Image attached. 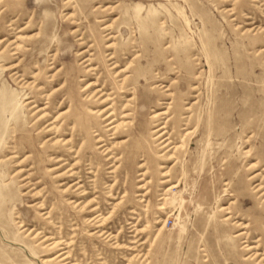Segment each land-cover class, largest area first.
Masks as SVG:
<instances>
[{"label":"rangeland","instance_id":"rangeland-1","mask_svg":"<svg viewBox=\"0 0 264 264\" xmlns=\"http://www.w3.org/2000/svg\"><path fill=\"white\" fill-rule=\"evenodd\" d=\"M261 182L264 0H0V264H264Z\"/></svg>","mask_w":264,"mask_h":264},{"label":"bare ground","instance_id":"bare-ground-1","mask_svg":"<svg viewBox=\"0 0 264 264\" xmlns=\"http://www.w3.org/2000/svg\"><path fill=\"white\" fill-rule=\"evenodd\" d=\"M115 64V63H114ZM92 66V65H91ZM89 87H91V86H87L86 87V89L87 88H89ZM103 92V91H102ZM94 94V96L97 94V93H93ZM98 95V94H97ZM101 98H103L102 96L100 97V99ZM103 103H98V101H97V105H98V107L99 106H101ZM125 107H127V106H125ZM105 112H107V109H106V111ZM125 116L126 115H128L129 116V113H128V111H127V109L125 108ZM60 118V117H59ZM58 118V119H59ZM110 118V117H109ZM114 120H116V119H114ZM127 120V119H126ZM109 121V120H108ZM72 135H73V133H72ZM98 136V135H97ZM98 138V137H97ZM254 178H256V176H253L252 178H251V180H253ZM263 185H264V182H261L260 184H257V185H255V188H254V190H255V193H257V194H259L260 193V196H259V200H260V198H263L264 197V187H263Z\"/></svg>","mask_w":264,"mask_h":264}]
</instances>
